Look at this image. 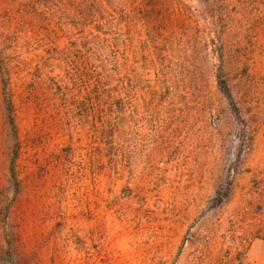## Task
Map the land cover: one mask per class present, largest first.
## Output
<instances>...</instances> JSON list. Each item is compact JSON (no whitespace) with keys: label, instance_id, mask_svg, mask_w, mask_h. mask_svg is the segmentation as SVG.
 Returning a JSON list of instances; mask_svg holds the SVG:
<instances>
[{"label":"rangeland","instance_id":"obj_1","mask_svg":"<svg viewBox=\"0 0 264 264\" xmlns=\"http://www.w3.org/2000/svg\"><path fill=\"white\" fill-rule=\"evenodd\" d=\"M25 1L0 0L24 140L16 183L0 74V264H264V5H237L215 47L194 24L162 25L138 43L125 103L67 115L39 67L71 42L42 37Z\"/></svg>","mask_w":264,"mask_h":264},{"label":"trees","instance_id":"obj_2","mask_svg":"<svg viewBox=\"0 0 264 264\" xmlns=\"http://www.w3.org/2000/svg\"><path fill=\"white\" fill-rule=\"evenodd\" d=\"M194 1L197 4H194ZM23 6L46 21V31L61 32L69 38L71 46L54 47L60 55L52 57L48 69L39 67L42 79L50 81L49 88L67 115L72 106L96 104L105 101L125 103L129 96L130 75L138 71V43L144 36L160 35L166 23L181 21L186 26L194 24L206 38L216 45L219 34L237 12V5L257 9L264 0H26ZM235 9V11H234ZM44 30V29H43ZM162 30V29H161ZM47 32V33H46ZM54 45V43H53ZM52 46V45H51ZM217 51V50H216ZM219 52V51H218ZM219 68L223 57L217 58ZM60 62V63H59ZM2 77L8 120L14 138L15 155L11 173L16 183L18 159L23 148L16 110V95L8 58L0 55ZM217 86L228 100L235 116L240 118V107L233 85L223 71L216 75ZM83 126L76 124L74 131ZM233 183L218 190L215 206H221L232 191ZM230 264L221 254L212 253L207 264ZM206 264V263H205Z\"/></svg>","mask_w":264,"mask_h":264}]
</instances>
